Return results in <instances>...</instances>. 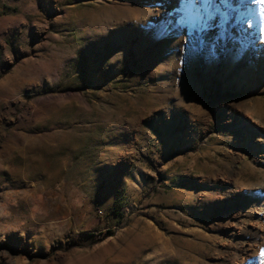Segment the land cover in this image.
I'll use <instances>...</instances> for the list:
<instances>
[{
  "label": "rangeland",
  "instance_id": "rangeland-1",
  "mask_svg": "<svg viewBox=\"0 0 264 264\" xmlns=\"http://www.w3.org/2000/svg\"><path fill=\"white\" fill-rule=\"evenodd\" d=\"M260 2L217 40L181 0H0V264H264Z\"/></svg>",
  "mask_w": 264,
  "mask_h": 264
},
{
  "label": "bare ground",
  "instance_id": "bare-ground-1",
  "mask_svg": "<svg viewBox=\"0 0 264 264\" xmlns=\"http://www.w3.org/2000/svg\"><path fill=\"white\" fill-rule=\"evenodd\" d=\"M257 7L258 8L256 9V12L260 13L259 19L264 21V3L260 2L259 6H257ZM214 23L217 26L215 27V29L212 32H213V34L215 33V35L219 36L220 35V26H218L220 23L219 18H217L214 21ZM243 23L244 22H242L240 25H242L244 27ZM263 28H264V25H263ZM242 32L244 33V29L242 30ZM176 35L177 36H173V37H169V38L167 37L164 40L163 45H164L165 49H159L156 47L154 49L157 52H160V51L164 52L165 50L172 51V50H176V49H183V51H182L183 59L188 62L190 68H194L198 64V62L200 61V54H199V50H198L197 46L193 44L192 37L190 35V31L188 29L181 28V29H179V31H177ZM211 44H213L212 40H211ZM244 49H245V47H244ZM219 50L223 51V47L221 44L219 45ZM242 52L245 53V55L241 60H245L248 56H250V52H244V51H242ZM204 55H205V59H202V60L207 62V64H209V62L211 60H213V56L211 54V49L207 48ZM239 56H241V53ZM165 65H166V67L161 66V69L168 71L169 73H174L176 71L177 63L175 61V58L174 57L172 58L171 55H169L168 61L165 63ZM238 65H240V63ZM208 66L210 67V64ZM258 67L260 69H262V71L264 72V62L263 61H259ZM238 68H241V67L237 66L233 70V72H236ZM258 108H259V112L262 115L264 113V104L262 103L261 105L258 106ZM261 226H262L261 232H262V234H264V224ZM252 246H251V248H248V249L245 247L236 249L233 252V258H232L233 263H231V264H244L248 257H251V256H253V254H255V250L253 249Z\"/></svg>",
  "mask_w": 264,
  "mask_h": 264
},
{
  "label": "snow or ice",
  "instance_id": "snow-or-ice-1",
  "mask_svg": "<svg viewBox=\"0 0 264 264\" xmlns=\"http://www.w3.org/2000/svg\"><path fill=\"white\" fill-rule=\"evenodd\" d=\"M261 2L264 3V0ZM178 11L182 13L178 24H188L190 28L204 32L217 26L214 23L217 18L220 21L218 26L222 27L235 13H239V8H233L230 0H181ZM242 16L243 13H240L236 17L238 23H242ZM200 43L203 45L205 40L201 38Z\"/></svg>",
  "mask_w": 264,
  "mask_h": 264
},
{
  "label": "trees",
  "instance_id": "trees-1",
  "mask_svg": "<svg viewBox=\"0 0 264 264\" xmlns=\"http://www.w3.org/2000/svg\"><path fill=\"white\" fill-rule=\"evenodd\" d=\"M101 240H103V238H100Z\"/></svg>",
  "mask_w": 264,
  "mask_h": 264
}]
</instances>
